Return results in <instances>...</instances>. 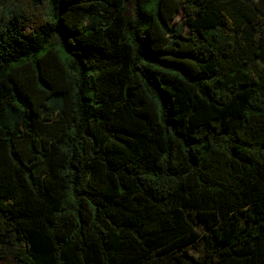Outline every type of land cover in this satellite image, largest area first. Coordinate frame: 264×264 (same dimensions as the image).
<instances>
[{
	"label": "trees",
	"instance_id": "16d2710c",
	"mask_svg": "<svg viewBox=\"0 0 264 264\" xmlns=\"http://www.w3.org/2000/svg\"><path fill=\"white\" fill-rule=\"evenodd\" d=\"M263 59L254 0H15L0 264H264Z\"/></svg>",
	"mask_w": 264,
	"mask_h": 264
},
{
	"label": "rangeland",
	"instance_id": "374dc122",
	"mask_svg": "<svg viewBox=\"0 0 264 264\" xmlns=\"http://www.w3.org/2000/svg\"><path fill=\"white\" fill-rule=\"evenodd\" d=\"M15 0H0V18L2 16V14L13 5ZM254 2H257L259 4V8L263 11L264 13V0H254ZM175 27L178 30L183 31V33H187L188 32V28L186 25L183 24V18L181 16H179L176 19V25ZM253 70L260 75V77L264 80V59L257 62L253 67ZM192 253L200 258L203 255V249L200 245H197L193 248H191Z\"/></svg>",
	"mask_w": 264,
	"mask_h": 264
}]
</instances>
